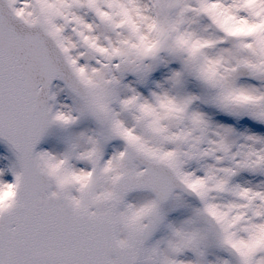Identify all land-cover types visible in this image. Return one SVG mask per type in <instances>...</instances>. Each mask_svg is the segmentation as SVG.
Returning <instances> with one entry per match:
<instances>
[{"label":"snow or ice","instance_id":"snow-or-ice-1","mask_svg":"<svg viewBox=\"0 0 264 264\" xmlns=\"http://www.w3.org/2000/svg\"><path fill=\"white\" fill-rule=\"evenodd\" d=\"M0 264H264V0H0Z\"/></svg>","mask_w":264,"mask_h":264}]
</instances>
